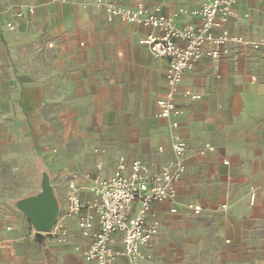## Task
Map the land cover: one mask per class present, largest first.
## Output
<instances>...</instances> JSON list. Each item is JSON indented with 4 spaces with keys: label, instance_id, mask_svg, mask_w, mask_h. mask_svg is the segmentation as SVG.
Segmentation results:
<instances>
[{
    "label": "rangeland",
    "instance_id": "1",
    "mask_svg": "<svg viewBox=\"0 0 264 264\" xmlns=\"http://www.w3.org/2000/svg\"><path fill=\"white\" fill-rule=\"evenodd\" d=\"M18 5L7 4L4 11L11 17ZM93 15L62 14L53 24L45 20L42 28L25 24L14 31L0 29V242L4 241L2 249L7 251V264H47L46 251L54 264H91L76 249L84 237L78 217L68 214L69 195L74 191L71 182L76 183L75 192L88 205L89 213H95L84 173L107 177L122 156L128 161L144 158L154 171L173 158L171 153L159 150L162 145L159 141L140 146L131 154L127 128L121 133L126 140L108 142L112 131L108 134L105 131L103 109L114 106L119 112L114 119L124 120L126 126L138 111L134 118L143 134L164 81L160 64L155 65L149 78L142 79L141 57L132 52L131 60L119 66V91L106 92L107 84L103 81H109V74L116 72V68L110 64L104 69L96 63L88 67L80 59L86 55L90 60L102 61L116 47L124 59L127 44L137 43V36L128 30V24H121V29L116 30L101 18L105 28L98 32L101 27L96 14ZM144 81L150 91L145 97L142 90L131 89ZM103 148L106 153L102 155ZM99 163H102L100 168ZM41 168L51 174L61 203L57 223L61 222L68 230L63 240L36 231L13 205L15 200L41 189ZM199 182L194 188L182 189L177 212L162 210L158 217L160 233L168 236V252L165 258L154 257L151 263L144 264H231L223 255L226 246L218 236L217 222L225 207L214 203L210 206L209 201L214 200L207 190L213 186L207 178ZM241 183L236 180L234 185ZM198 196L206 202L199 214L187 207ZM183 218L188 222L185 229L192 238L204 237L199 253L192 251L196 244L190 238L188 250L181 254L183 245L177 242V236ZM151 219L150 215L148 221ZM39 235L44 236L43 243Z\"/></svg>",
    "mask_w": 264,
    "mask_h": 264
},
{
    "label": "crops",
    "instance_id": "2",
    "mask_svg": "<svg viewBox=\"0 0 264 264\" xmlns=\"http://www.w3.org/2000/svg\"><path fill=\"white\" fill-rule=\"evenodd\" d=\"M117 1L131 6L139 2L148 6L161 4L164 12L173 16L179 25L199 23L197 16L180 13V10L183 8L196 9L201 0ZM11 3L19 5L12 13L14 15L9 17L7 14L10 13L5 12L4 8ZM28 6L34 8L33 14L28 11ZM236 9L238 14L227 22V28L242 33L249 39L264 37V0H240ZM18 10H24V17H17L16 11ZM62 14H92V16L96 14L95 19L101 27L98 32L104 31L105 24L102 20L111 23V26L116 30L121 29V24H128V30L133 34L135 32L137 43L127 44L124 59L120 56L122 52L118 51L117 47L112 50V54L108 58L102 59V61L90 60L86 55L80 59L88 67H92L96 63L103 65L104 69L110 64L116 68V72L113 70V74H109L110 80L103 81L104 84H107L106 92L108 89L112 94L119 91V66L127 60L129 62L132 52H135L141 57L140 62L143 64L141 66L143 67L142 79L149 78L155 70L156 64L162 66L164 85L158 98L165 93L167 60L153 56L147 46L140 44V39L149 33L151 28L119 20L109 22L103 10L95 7L84 8L81 5V0H0V29L2 27L7 29L8 21H13L16 24L15 30L24 28L25 24L42 28L45 25V20H48L49 24H53L60 19ZM100 44L105 47L104 42H100ZM221 51L222 53L218 57L205 55L192 70L185 74L182 80L181 91L190 89L200 95V98H182L179 102L183 113L179 117L178 132L187 143L186 173L178 183L176 198L154 202L148 212V217L152 216L151 221L158 220L161 229L158 217L162 210L177 212L182 189L194 188L201 184L199 180L207 178L213 186L207 190L214 200V202L209 201L210 206L213 203L215 205L222 204L223 207L226 205V211L217 222L218 236L226 246L225 251H220H223V255L231 264H264V55L245 44H227ZM253 77H255V81L252 80ZM131 89H135L137 92L142 90L144 97L150 93L145 81ZM1 94L0 92L2 99ZM158 98L155 101L153 116L148 117L143 134L140 130L142 128L137 123V118H134L138 111L134 112L133 119L129 120L126 126L124 120L114 119L115 113L118 111L114 106L109 107L110 110L104 108L105 131L107 134L112 131L111 140L107 138L108 142L117 143L126 140L122 139L121 133L127 128V144L131 154H135L140 146H147L149 142L154 141L162 143L160 145L164 147L162 153L172 154L170 123L169 120L157 116ZM206 143L213 145L215 150L200 154V149ZM103 153H106L105 148L102 149L101 154L103 155ZM136 159L147 162L144 158H132L129 161L126 159V161L130 163ZM236 180H241L240 186L234 185ZM253 190L255 201L251 203L250 193ZM192 192L195 194V191ZM198 197L190 202L200 204L202 208L206 207V202L200 196ZM174 208L176 211H173ZM87 213H89L87 209L82 212V214ZM187 223L183 218L180 224L182 229L179 230V236H177V242L183 245L180 248L182 255L188 250L189 240L192 238L185 229ZM160 231L156 237L155 245L146 250L151 254V257L145 259L142 264L151 263L154 257L165 258L168 252V236H164ZM192 239L191 242L196 244L192 251L199 253L203 249L204 237L194 235ZM88 241L89 239L84 237L83 243L76 246L82 255ZM3 242H0V264H3V261L4 264H7V251L2 249ZM43 242L44 239L40 243ZM117 247H121V242H117ZM45 256L47 264H54V259L48 251L45 252ZM182 262H185V258Z\"/></svg>",
    "mask_w": 264,
    "mask_h": 264
},
{
    "label": "built area",
    "instance_id": "3",
    "mask_svg": "<svg viewBox=\"0 0 264 264\" xmlns=\"http://www.w3.org/2000/svg\"><path fill=\"white\" fill-rule=\"evenodd\" d=\"M239 1L204 0L197 9L183 8L180 13L197 16L199 23L179 25L173 16L164 12L161 4L148 6L139 2L131 6L117 0H81L84 8L103 10L109 22L119 20L151 28L140 39V44L147 46L153 56L165 58L168 62L167 87L157 100V116L169 120L173 154V158L156 171L141 159L128 163L121 157L117 168L107 177L83 174V180L93 196L95 213L82 214L88 205L75 192L76 183L71 182L70 187L74 191L69 195L68 214L78 217L80 231L83 237L89 239L82 251L88 262L142 264L143 260L151 257L146 250L155 245L160 223L156 219L148 222V212L154 202L176 198L178 183L186 173L187 143L178 132L179 117L183 113L179 102L182 98H200L190 89L180 90L185 74L205 55L218 57L227 44L249 45L264 55V37L249 39L226 26L231 18L237 16L236 5ZM27 9L34 13L33 7L28 6ZM16 15L24 17V10H18ZM6 27L14 31L16 24L8 21ZM252 80L255 81V77ZM159 150L163 152L164 147L160 146ZM214 150L213 145L206 143L200 149V154ZM101 166L102 163H99L98 168ZM254 201L253 190L251 203ZM187 207L197 214L203 210L200 204L194 202L187 203ZM67 231V227L59 222L49 233L63 240ZM118 241L121 242L120 248L117 247Z\"/></svg>",
    "mask_w": 264,
    "mask_h": 264
},
{
    "label": "water",
    "instance_id": "4",
    "mask_svg": "<svg viewBox=\"0 0 264 264\" xmlns=\"http://www.w3.org/2000/svg\"><path fill=\"white\" fill-rule=\"evenodd\" d=\"M41 189L14 201L13 205L22 212L33 228L39 232H52L62 207L51 174L41 168Z\"/></svg>",
    "mask_w": 264,
    "mask_h": 264
},
{
    "label": "trees",
    "instance_id": "5",
    "mask_svg": "<svg viewBox=\"0 0 264 264\" xmlns=\"http://www.w3.org/2000/svg\"><path fill=\"white\" fill-rule=\"evenodd\" d=\"M43 239H44V236H42V235H39V241H40V242H42V241H43Z\"/></svg>",
    "mask_w": 264,
    "mask_h": 264
}]
</instances>
